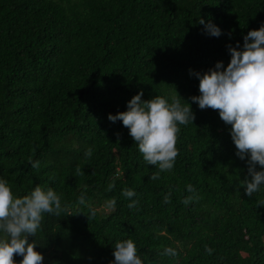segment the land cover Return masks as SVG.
Returning <instances> with one entry per match:
<instances>
[{"label":"trees","instance_id":"obj_1","mask_svg":"<svg viewBox=\"0 0 264 264\" xmlns=\"http://www.w3.org/2000/svg\"><path fill=\"white\" fill-rule=\"evenodd\" d=\"M262 24L264 0H0V179L14 197L51 188L66 206L28 237L43 264H113L128 239L143 264H264V185L245 195L247 157L236 156L231 126L190 99L194 73L226 67V46L242 49ZM141 91L195 115L177 125L174 166L155 180L157 166L107 118ZM167 247L177 255H162Z\"/></svg>","mask_w":264,"mask_h":264},{"label":"clouds","instance_id":"obj_2","mask_svg":"<svg viewBox=\"0 0 264 264\" xmlns=\"http://www.w3.org/2000/svg\"><path fill=\"white\" fill-rule=\"evenodd\" d=\"M204 25L208 35L219 37L221 29L211 22ZM243 47L227 45L230 61L226 67L223 62H216L214 68L207 72L194 73L199 80L200 95L191 97L199 109L210 108L218 111L220 119L230 125L231 139L236 148V156L245 160L247 157L249 180L241 181L245 195L252 197L264 185V24L259 29L248 31L243 37ZM190 74L191 70H190ZM178 95V94H177ZM143 92L137 93L127 102V111L109 114L108 120L115 123L121 121L128 129L129 135L138 145L143 160L152 166H157L149 179L159 178L160 172L171 171L178 150L175 145L179 125L193 124L195 115L188 103L182 106L180 99H174L169 104L164 98L155 97L142 100ZM179 97V96H178ZM87 155H91L89 150ZM31 166L39 168V161H30ZM260 170L257 171L256 167ZM114 184H109L111 190ZM188 192H193L192 185L187 186ZM126 198L136 194L131 189L122 191ZM193 197H187L182 202L188 204ZM170 201V193L164 197V202ZM77 203L88 207L82 194ZM115 199L107 202L109 208L115 207ZM137 202L133 200L127 206L131 209ZM66 208V206H65ZM62 208L60 197L48 188L35 187L29 194L14 197L7 181L0 179V264H16L15 256L22 259L19 264H43V255L36 251L37 244L28 237H35L40 228L43 214L59 217ZM95 215L90 210V219ZM206 251L211 254V249ZM175 257L177 252L167 247L161 253ZM113 264H143L137 256L135 243L124 240L115 243Z\"/></svg>","mask_w":264,"mask_h":264}]
</instances>
